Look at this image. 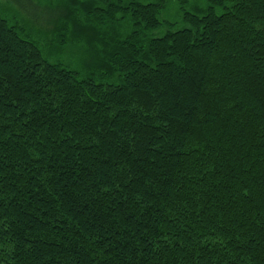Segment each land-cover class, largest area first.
Wrapping results in <instances>:
<instances>
[{"label": "trees", "instance_id": "16d2710c", "mask_svg": "<svg viewBox=\"0 0 264 264\" xmlns=\"http://www.w3.org/2000/svg\"><path fill=\"white\" fill-rule=\"evenodd\" d=\"M0 264H264V0H0Z\"/></svg>", "mask_w": 264, "mask_h": 264}]
</instances>
